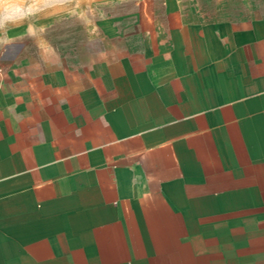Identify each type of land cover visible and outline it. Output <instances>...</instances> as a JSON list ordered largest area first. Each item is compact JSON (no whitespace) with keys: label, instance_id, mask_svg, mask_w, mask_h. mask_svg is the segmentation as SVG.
Wrapping results in <instances>:
<instances>
[{"label":"crops","instance_id":"1","mask_svg":"<svg viewBox=\"0 0 264 264\" xmlns=\"http://www.w3.org/2000/svg\"><path fill=\"white\" fill-rule=\"evenodd\" d=\"M181 1L0 42V264H264V0Z\"/></svg>","mask_w":264,"mask_h":264},{"label":"rangeland","instance_id":"2","mask_svg":"<svg viewBox=\"0 0 264 264\" xmlns=\"http://www.w3.org/2000/svg\"><path fill=\"white\" fill-rule=\"evenodd\" d=\"M181 3V0H0V42L13 30L47 41L79 42L83 39L81 26L85 22L97 26L100 20L114 15L137 26L143 18L151 19L150 8L181 9Z\"/></svg>","mask_w":264,"mask_h":264}]
</instances>
